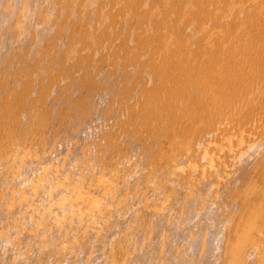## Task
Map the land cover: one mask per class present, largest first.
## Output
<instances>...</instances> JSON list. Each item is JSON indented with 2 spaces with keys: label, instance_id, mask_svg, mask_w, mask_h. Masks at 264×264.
I'll return each mask as SVG.
<instances>
[{
  "label": "bare ground",
  "instance_id": "bare-ground-1",
  "mask_svg": "<svg viewBox=\"0 0 264 264\" xmlns=\"http://www.w3.org/2000/svg\"><path fill=\"white\" fill-rule=\"evenodd\" d=\"M0 264H264V0H0Z\"/></svg>",
  "mask_w": 264,
  "mask_h": 264
}]
</instances>
